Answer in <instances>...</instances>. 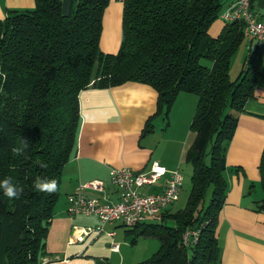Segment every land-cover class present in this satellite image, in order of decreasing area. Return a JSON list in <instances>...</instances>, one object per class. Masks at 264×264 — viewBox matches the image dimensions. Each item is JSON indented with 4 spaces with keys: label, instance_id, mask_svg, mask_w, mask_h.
I'll return each instance as SVG.
<instances>
[{
    "label": "trees",
    "instance_id": "16d2710c",
    "mask_svg": "<svg viewBox=\"0 0 264 264\" xmlns=\"http://www.w3.org/2000/svg\"><path fill=\"white\" fill-rule=\"evenodd\" d=\"M109 3L71 0L65 14L62 0H35L33 10L10 11L0 21V180L11 178L24 189L19 199L0 189V255L6 240L9 264H42L63 169L78 149L80 94L133 82L158 93L156 116L166 120L179 94L198 98L191 124L195 138L185 158L193 170L187 205L172 213L174 202L159 220L131 228L135 240L161 244L141 264H222L217 226L229 192L227 152L238 115L259 87L263 55L259 48L249 51L231 79L244 28L226 24L218 38L210 36L223 0H124L120 50L105 54L100 41ZM150 128L151 120L145 132ZM22 137L30 142L14 153L24 147ZM259 170L264 192V150ZM37 177L56 179L59 191L37 193ZM256 211L264 213V196ZM2 219L10 221L6 236ZM189 231L200 232L199 238L185 246Z\"/></svg>",
    "mask_w": 264,
    "mask_h": 264
},
{
    "label": "crops",
    "instance_id": "0c3cea01",
    "mask_svg": "<svg viewBox=\"0 0 264 264\" xmlns=\"http://www.w3.org/2000/svg\"><path fill=\"white\" fill-rule=\"evenodd\" d=\"M123 1L110 0L105 10L100 41V49L105 54H117L120 50ZM233 1L223 0V11ZM62 3L63 12L67 14L71 0H62ZM34 8L35 0H0V21H4L10 11L24 12ZM253 10L262 14L264 0H254ZM225 27L222 21L217 20L210 28V36L218 38ZM242 47L245 58L249 51L258 48L264 58V43L244 35L239 49ZM233 60L237 61L233 58L232 63ZM79 100L81 128L78 149L63 169L61 196L46 240L49 254L42 264H141L160 249V242L149 243L147 238L135 240L136 235L129 231L125 232L127 236H120V221L107 224L105 233L99 236L92 234L78 240L82 236L74 232V227H96L98 219L69 216L68 196L80 185L100 181L104 191L87 189L84 194L88 198L117 203L119 193L110 180L112 169L128 168L141 173L157 161L168 171L181 172L186 153L195 138L191 124L198 98L193 94H179L168 120L164 115L156 116L158 93L140 83L129 82L110 88L89 87L81 92ZM238 119L227 152L229 192L217 226L222 264H264V213L256 211V203L263 198L259 168L264 150V66L255 97L246 103ZM149 120L151 128L145 132ZM164 185L163 180L151 189L152 193L162 192ZM1 222L6 236L10 221L2 219ZM108 233H114V236L110 237ZM5 242L1 249V264H9ZM112 244H117L119 250L112 251Z\"/></svg>",
    "mask_w": 264,
    "mask_h": 264
},
{
    "label": "built area",
    "instance_id": "2783aa9c",
    "mask_svg": "<svg viewBox=\"0 0 264 264\" xmlns=\"http://www.w3.org/2000/svg\"><path fill=\"white\" fill-rule=\"evenodd\" d=\"M254 0H234L221 14L226 24L240 23L244 28V35L253 38L258 43H264V12L257 14L253 10ZM112 185L118 190L117 203L105 202L96 198H88L84 191H104L103 183L93 181L80 185L68 196L67 214L71 217H96V227H74V232L81 234L78 240L95 234L105 233V226L114 222H122L129 228L157 221L161 214L178 198L183 187V175L179 170L168 171L159 162L151 163L147 171L135 173L128 168L112 169L110 172ZM165 182L162 192L152 193L151 189ZM200 232L189 231L183 237L185 246L198 241ZM110 237L114 233H108ZM112 251H118L119 246L112 244Z\"/></svg>",
    "mask_w": 264,
    "mask_h": 264
},
{
    "label": "rangeland",
    "instance_id": "374dc122",
    "mask_svg": "<svg viewBox=\"0 0 264 264\" xmlns=\"http://www.w3.org/2000/svg\"><path fill=\"white\" fill-rule=\"evenodd\" d=\"M218 20L222 21L226 25V23L221 18L218 19ZM242 49H243V47L241 48V50L239 49L238 52H237L238 54H236L233 57L234 59L236 58L237 61L233 60L232 67L230 69V76H231L232 80H235L238 77V75L240 74L241 70H242L241 66L244 63L243 60H244L245 54H246V53L243 52ZM181 172H182V174L184 176V185H183V189H182V192H181V195H180V198H179L178 202L176 204H174L172 206V208H171L172 213H176V212H178L180 210H183L186 207L187 202H188V198H189V195H190V192H191V189H192V180H191L192 172H193L192 167L187 165V164H185V163H183ZM259 187H260V191L262 192V196H264V192H263L262 186H259ZM209 200L210 199L208 198L207 199V204H208ZM169 225H171V223ZM120 226L121 227L118 229V234L120 236H123V237L127 236L125 234L126 231L133 230V229H131L129 227L124 226L123 224H121ZM147 239H148L147 241H150L149 243H151L153 241H156L155 243H159V241L157 239H155V238H147Z\"/></svg>",
    "mask_w": 264,
    "mask_h": 264
},
{
    "label": "clouds",
    "instance_id": "9594fccd",
    "mask_svg": "<svg viewBox=\"0 0 264 264\" xmlns=\"http://www.w3.org/2000/svg\"><path fill=\"white\" fill-rule=\"evenodd\" d=\"M29 140L25 137H22L23 148H14V153H21L25 148H27L29 144ZM41 168H46L47 165L44 163L40 164ZM33 190L37 193H46V194H54L59 191V185L56 179H46L42 177H37L36 180L33 181ZM0 189H3V193L9 199H19L24 189L21 186L15 185L12 183L11 178H4L0 180Z\"/></svg>",
    "mask_w": 264,
    "mask_h": 264
}]
</instances>
